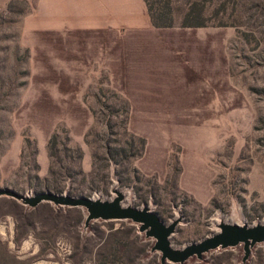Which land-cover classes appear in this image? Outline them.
<instances>
[{
  "label": "rangeland",
  "instance_id": "obj_1",
  "mask_svg": "<svg viewBox=\"0 0 264 264\" xmlns=\"http://www.w3.org/2000/svg\"><path fill=\"white\" fill-rule=\"evenodd\" d=\"M145 2L165 25L97 63L92 32L26 31L34 0H0V264H160L135 222L5 191L120 193L177 249L264 222V0ZM242 244L162 264H264Z\"/></svg>",
  "mask_w": 264,
  "mask_h": 264
},
{
  "label": "crops",
  "instance_id": "obj_2",
  "mask_svg": "<svg viewBox=\"0 0 264 264\" xmlns=\"http://www.w3.org/2000/svg\"><path fill=\"white\" fill-rule=\"evenodd\" d=\"M148 14L144 0H34L32 10L24 15L22 23L26 31H53L61 36L92 32L95 48L91 52L96 56L92 61L101 63L103 56H111L116 61L128 39L136 40L157 28L151 25ZM64 41L61 37V44ZM69 44V62L77 60L78 55L74 53L89 52H80L75 44ZM63 54L64 58L58 59L66 62L65 51Z\"/></svg>",
  "mask_w": 264,
  "mask_h": 264
},
{
  "label": "water",
  "instance_id": "obj_3",
  "mask_svg": "<svg viewBox=\"0 0 264 264\" xmlns=\"http://www.w3.org/2000/svg\"><path fill=\"white\" fill-rule=\"evenodd\" d=\"M6 195L16 198L22 204L33 207L42 201L53 202L58 206L82 207L86 211L85 223L92 219H125L138 224V230L145 232L146 236L155 238L152 249L160 253V264L165 262L180 263L189 256H199L208 249L217 247L234 246L243 243L244 256L248 255V247L264 240V222L254 226L231 225L230 223H219V231L199 242H190L183 248H172L169 245L168 236L173 231L175 222L164 225L159 217L146 208L120 207L121 194L117 193L111 201H94L88 197L74 198L69 195H57L53 192L36 193L32 196H24L13 191H5Z\"/></svg>",
  "mask_w": 264,
  "mask_h": 264
},
{
  "label": "trees",
  "instance_id": "obj_4",
  "mask_svg": "<svg viewBox=\"0 0 264 264\" xmlns=\"http://www.w3.org/2000/svg\"><path fill=\"white\" fill-rule=\"evenodd\" d=\"M145 1V0H144ZM145 4H146V2H145ZM146 6H147V11H148V16H149V20H150V23H151V25L152 26H155V27H158V26H164L165 24L164 23H162V24H157L155 21H154V18H153V16L151 15L152 13H151V11H150V9H149V7H148V5L146 4ZM167 26H170V25H167Z\"/></svg>",
  "mask_w": 264,
  "mask_h": 264
},
{
  "label": "bare ground",
  "instance_id": "obj_5",
  "mask_svg": "<svg viewBox=\"0 0 264 264\" xmlns=\"http://www.w3.org/2000/svg\"><path fill=\"white\" fill-rule=\"evenodd\" d=\"M219 223H225V220L224 219H220Z\"/></svg>",
  "mask_w": 264,
  "mask_h": 264
}]
</instances>
